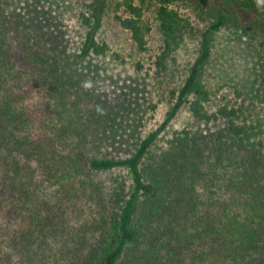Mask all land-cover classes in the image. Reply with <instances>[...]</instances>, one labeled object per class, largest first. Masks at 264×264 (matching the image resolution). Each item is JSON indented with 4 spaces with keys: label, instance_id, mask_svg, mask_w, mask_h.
Segmentation results:
<instances>
[{
    "label": "trees",
    "instance_id": "obj_1",
    "mask_svg": "<svg viewBox=\"0 0 264 264\" xmlns=\"http://www.w3.org/2000/svg\"><path fill=\"white\" fill-rule=\"evenodd\" d=\"M109 1L65 22L0 0V264H264V134L253 117L264 72L257 60L240 86L210 75L225 19L251 20L227 42L264 47V7L223 0L213 20L196 4L198 27L181 0H149L159 47L128 63L133 92L112 103L95 94L98 76L126 62L97 36ZM141 2L116 0L113 18L142 55L153 26ZM149 113L160 116L148 127Z\"/></svg>",
    "mask_w": 264,
    "mask_h": 264
},
{
    "label": "rangeland",
    "instance_id": "obj_2",
    "mask_svg": "<svg viewBox=\"0 0 264 264\" xmlns=\"http://www.w3.org/2000/svg\"><path fill=\"white\" fill-rule=\"evenodd\" d=\"M27 1L28 3L32 4V6H34V4L37 5L38 12H40V15L44 21H46L45 16H48L47 12H54L55 17H61L60 20L65 22H68L69 19L74 14H78L79 11H84L87 4L90 3V0ZM115 1L116 0H111V4L109 1L108 10L103 16L97 36L99 40L105 41L111 50L119 53L126 62L122 65H110L106 72L98 76L96 79L97 85L95 86V94H101L102 91L103 94L108 97L107 100L112 103H116L119 98H123L124 92H133L130 82H135L137 78L132 79L133 71L129 67L128 63L135 59L148 61L160 44L159 32L157 31L152 13L153 8H155V4L152 1L145 0L146 3H144V6L147 5L149 8L148 12H146V15L149 18L153 28L150 35L148 36V51L142 55L133 50L134 47L130 41L129 34L126 30L121 28L113 18ZM137 2L142 3L141 0H137ZM259 3L264 7V0H259ZM196 4L206 8L209 17L213 18V20H216L220 7L225 3L223 0H181L176 4L178 5L180 11L189 17L192 25L201 27L203 16L200 15L195 9ZM25 5L27 6L26 3ZM15 14L18 16H16L17 19L21 20L18 15L19 13L15 12ZM22 16H24V14H22ZM262 17L263 15L260 18L262 19ZM24 18L28 19L29 16H24ZM261 19L256 21V31L264 36V20ZM224 22L225 27L221 28L214 35V41L216 44L215 50L217 51L218 55L216 58L217 62L214 65L210 75L214 76L213 80H215L218 75L223 77L231 76L229 79L231 82L237 83L239 86L244 85V82H249V80L253 78V74L257 69L260 68V72H264V47L257 49L256 52L255 45H251L249 43H240L239 45L242 46L237 45L234 47L232 42H227L229 39V32L233 30V28H241L245 25L251 24V20L249 22L248 18L235 16L225 19ZM24 29L25 24L21 22V32ZM46 32L50 34L49 38H52L55 35L54 28L52 30H47ZM196 40L197 38L194 36L187 38L183 49L184 60L189 59L193 55L196 49ZM227 45H229L230 48H228ZM256 53L260 57L263 55V57L259 59L258 56L256 57ZM257 60L260 64L259 68L256 64ZM91 82L92 81L90 80L88 83H84L83 86L87 89H89L90 86L93 88V84ZM227 86H225L226 89L229 88ZM257 109L253 117H261L260 131L264 134V105H258ZM148 116L151 118L147 124L149 127L151 123H153L160 116V114L151 115L149 113ZM97 125L98 124H96L95 121H87V123L83 125L85 127L84 133L87 135L93 134ZM112 175L113 173H105L101 176V178L103 181L108 182Z\"/></svg>",
    "mask_w": 264,
    "mask_h": 264
}]
</instances>
